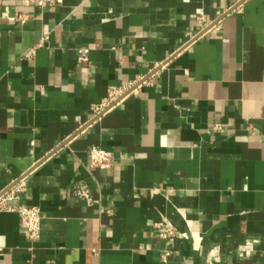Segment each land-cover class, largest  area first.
<instances>
[{
  "label": "crops",
  "instance_id": "0c3cea01",
  "mask_svg": "<svg viewBox=\"0 0 264 264\" xmlns=\"http://www.w3.org/2000/svg\"><path fill=\"white\" fill-rule=\"evenodd\" d=\"M21 177L41 234L0 209V264H264V0H0V191Z\"/></svg>",
  "mask_w": 264,
  "mask_h": 264
},
{
  "label": "built area",
  "instance_id": "2783aa9c",
  "mask_svg": "<svg viewBox=\"0 0 264 264\" xmlns=\"http://www.w3.org/2000/svg\"><path fill=\"white\" fill-rule=\"evenodd\" d=\"M35 5L39 9H47L50 7H55L63 2V0H33ZM17 20H19L21 23H25L27 20V17H24L23 15H19L16 17ZM199 19L202 21H208L206 15L200 14ZM209 25V24H208ZM218 25V22L212 23V25L208 26L207 29L203 33L198 34L197 36H193L192 39L188 42V44L193 43L201 37L204 33L209 31L211 28L216 27ZM45 38L41 41V44H43ZM87 54L88 50L83 49L81 51V57L80 59L83 61L87 60ZM166 64V63H165ZM165 64L158 65L156 71H152V74L149 76H142L138 77L134 80L129 81V83L125 85H111L108 89V94L106 97H104L100 102L92 105L91 107V118L89 121V125L101 120L104 116L114 111L117 107L121 106L128 97L135 95L139 93L142 86L150 80L153 74L158 72L161 67H163ZM219 127L220 125H216ZM90 157H91V165L92 167H98L102 169H109L113 165L114 156L113 154L105 150L101 147H94L90 151ZM25 177H21V179H18L17 181L12 182V186L10 185L3 191H0V209L5 211H17L20 214V224L22 228L26 231L27 236L31 239H36L40 237L41 234V209L38 206H26V205H19L18 207L11 204L13 200H18L20 197V192L25 186ZM73 195L85 199L87 203L90 205H93L94 203H97L98 200H96L88 185L77 182L73 186ZM102 212H104L103 209H101ZM105 212L111 213V210L108 209ZM169 233L172 232L171 228H168ZM217 260H219L218 256L216 257Z\"/></svg>",
  "mask_w": 264,
  "mask_h": 264
}]
</instances>
